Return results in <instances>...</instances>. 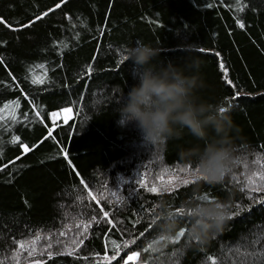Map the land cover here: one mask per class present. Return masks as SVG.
Segmentation results:
<instances>
[{"label":"trees","instance_id":"trees-1","mask_svg":"<svg viewBox=\"0 0 264 264\" xmlns=\"http://www.w3.org/2000/svg\"><path fill=\"white\" fill-rule=\"evenodd\" d=\"M59 3L0 0V18L12 25L0 22V264H251L245 254L264 249V203L254 202L264 193L253 190L260 184L254 174H264V0ZM41 12L47 14L36 21ZM28 20L35 22L21 28ZM137 40L159 46L160 62L183 64L196 54L202 95L211 102L227 106L225 98L240 93L229 110L238 126L236 162L219 181L193 177L172 193L149 191L154 171L195 173L181 149L196 141L186 134L151 145L134 122H117L119 89L110 85L126 93L136 82L122 53ZM64 108L71 118L50 119ZM49 129L53 135L43 139ZM20 143L37 147L16 160ZM162 200L173 208L215 200L228 205L227 214L206 242L187 231L176 240L182 227L170 235L158 228ZM179 220L186 226L189 218ZM115 251L117 260L105 261Z\"/></svg>","mask_w":264,"mask_h":264},{"label":"clouds","instance_id":"clouds-1","mask_svg":"<svg viewBox=\"0 0 264 264\" xmlns=\"http://www.w3.org/2000/svg\"><path fill=\"white\" fill-rule=\"evenodd\" d=\"M159 52V46L142 40L124 47L122 54L132 62L136 82L126 93L120 85H110L119 89L114 109L119 113L117 122H134L151 145L190 135L196 143L183 147L182 157L209 182L219 181L236 162L233 133L238 126L229 110L220 111L223 101L211 102L202 95L206 82L200 70L202 61L196 54L177 64L171 60L160 62ZM227 207L215 200L186 201L181 208L190 222L183 226L175 209L162 200L158 205V228L170 235L178 227H186L190 240L203 243L220 231Z\"/></svg>","mask_w":264,"mask_h":264},{"label":"snow or ice","instance_id":"snow-or-ice-1","mask_svg":"<svg viewBox=\"0 0 264 264\" xmlns=\"http://www.w3.org/2000/svg\"><path fill=\"white\" fill-rule=\"evenodd\" d=\"M65 2H66V0H60V3L59 4H56L55 7L56 8H59ZM51 11H53V9L52 8H49L48 9V12H51ZM46 14L47 13H45V12H41L39 16H36L35 17V20L36 21L40 20ZM0 22H4V23L8 24V27H10V28L12 27V25L9 24L7 21H3V18H0ZM34 22H35L34 20H28L27 21V24H21L20 27L21 28L28 27V26L32 25ZM237 23L240 25V27H244V25L239 20L237 21ZM40 67H43V65H41ZM220 67H221V69H223V71L225 73V75L223 77L224 82H226L229 86H233V81L230 80L229 79V76H228V69H227V67L223 63L220 64ZM88 73H89V75H91V73H92V67L91 66L88 67ZM33 83L43 84L44 81L43 80H40V81H35L34 80ZM239 96H240V93L239 92H235L234 95L231 97V100H229V98L226 97L225 98V103H226L227 106H222L220 108V111L221 112H224L226 110H230L232 108V101H235L236 97H239ZM36 115L38 117H40V112L37 111ZM51 116L53 118H55L57 116V113L56 112H52L51 113ZM41 122H44V118L43 117H41ZM56 127H59V125L57 124ZM48 132H49V135L48 136H45L43 139H48V138L51 137V135H53L52 129H49ZM19 140H20V137H15L13 142L15 143L16 141H19ZM41 142H43V140L39 141L38 143H41ZM19 147L21 149H23V151L20 153L19 156L15 157L16 160H19L21 158V156L29 153L32 149L36 148L37 147V144H33L31 146V148H29V146L26 143H20ZM9 163H12V161H9ZM0 167H2V166H0ZM186 170L187 169H180V171H186ZM254 175H259V177H260V184L258 186H256L253 190L256 191V192L264 193V174L255 173ZM194 178H196V179H201L202 178L204 180H207V177L206 176H204L202 174H198V170L197 169H195ZM176 179H177L178 182L176 184L171 185L170 187L169 186H165L163 189H157L156 187H152V188L149 189V191H151V192H158V191H161L162 190V191H166L168 193H172L173 192V189L178 188L181 183L184 184V185H187V184L190 183V180H188V179H183V178H180V177H176ZM249 180L251 181V177H249ZM251 182L252 183H256L255 181H251ZM139 183L141 185H143L144 184V180L141 179L139 181ZM86 187H87V185H86ZM245 187H247V185H245ZM89 195H91V192H89ZM254 202L255 203H264V195H260L258 198H256L254 200ZM169 207H172L173 208V206L171 204H169ZM237 208L239 210L240 206L237 205ZM174 209H175V212H176L178 218H181L184 215L183 214V210H182L181 207H175ZM104 215L105 216H108L109 213L108 212H105ZM235 215H237V213H229V216L230 217L231 216H235ZM157 220L159 221V217H157ZM189 222L190 221L188 220L187 223H189ZM109 223H111V221H109ZM153 226H154V224H149L148 225L149 229H151ZM185 231H186V228H184V227L180 228L179 233H177V235L175 237H173V239H176V240L180 239V236L183 233H185ZM161 239H163V237H161ZM81 243H83V241H81ZM128 243H133V241L130 240V241L126 242L125 247H127V244ZM29 255H31V253H29ZM52 255H54V253L49 252V256H52ZM137 255H138V253L135 252V251H133V252H131V255L129 256V259L135 258V257H137ZM246 255L248 257H251V264H257V261H260L261 264H264V249H261L259 251H255L254 250V251H252L250 253H247ZM119 256H120V251H115V254L114 255H111V256H108L107 254H105L104 259H105V261H116L117 260V257H119ZM209 259H215V258L214 257H209ZM40 264H43V261H40Z\"/></svg>","mask_w":264,"mask_h":264},{"label":"rangeland","instance_id":"rangeland-1","mask_svg":"<svg viewBox=\"0 0 264 264\" xmlns=\"http://www.w3.org/2000/svg\"><path fill=\"white\" fill-rule=\"evenodd\" d=\"M53 112L57 113V116L55 118H53L51 116L52 112L50 113V119L54 122L59 121V120L66 121L72 117V111L70 108H64L60 111H53ZM255 167L256 166L251 165L250 168H255ZM244 169H246V168H244ZM177 176L180 178H183V179H188V178H193L194 174L190 173V175H189V173H178V172L176 174H171L168 170L163 169V171L159 170V172L154 171L152 175L149 174V177L152 181L149 178H147L146 182H147L148 186L155 187V185H158V182L161 181V179L167 180L166 184H169V183L173 182L174 181L173 179H175ZM256 181H260V178H258ZM254 186H255V184H254ZM262 238L257 237L258 241H262ZM20 251H22V254L25 252V250H22V249ZM135 259L136 258H132L131 260L134 261ZM15 263H16V261L13 262V264H15ZM17 264H19V263H17Z\"/></svg>","mask_w":264,"mask_h":264}]
</instances>
